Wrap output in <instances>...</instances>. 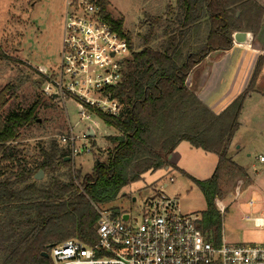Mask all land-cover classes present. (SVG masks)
<instances>
[{
  "label": "trees",
  "instance_id": "16d2710c",
  "mask_svg": "<svg viewBox=\"0 0 264 264\" xmlns=\"http://www.w3.org/2000/svg\"><path fill=\"white\" fill-rule=\"evenodd\" d=\"M99 6L102 16L127 39L131 50L122 82L108 89L123 106L122 114L113 117L91 109L116 130L117 135L108 138L113 149L106 160L97 159L92 173L86 175L72 170V160L67 161L70 151L58 142H52L49 150L41 147L37 159L28 162L15 143L21 129L37 121L40 101L26 111H12L4 117L12 87L0 93V264H48L43 254L54 245L70 239L93 244L98 210L114 203L120 192L143 174L178 169L169 158L182 142L219 158L209 180L193 181L207 201L200 229L221 243L223 218L216 206L223 197L221 173L226 165L237 167L229 150L264 58L259 59L246 92L219 115L187 87V80L212 53L232 49L234 33L258 36L264 28V6L254 0H183V25L163 51L149 47L155 35L153 23L144 39L145 47L135 51L132 37L123 30L124 20L109 15L108 0H99ZM204 21L209 31L203 44L183 55L185 47L194 45L193 33ZM39 171L49 178L47 182L35 179ZM62 174L68 175V180Z\"/></svg>",
  "mask_w": 264,
  "mask_h": 264
},
{
  "label": "rangeland",
  "instance_id": "374dc122",
  "mask_svg": "<svg viewBox=\"0 0 264 264\" xmlns=\"http://www.w3.org/2000/svg\"><path fill=\"white\" fill-rule=\"evenodd\" d=\"M254 1L264 6V0ZM67 2L68 0H0V93L8 86L12 87L7 94V104L2 114L5 117L12 111H26L40 101L36 111L37 121L22 128L20 138L15 143L23 151L28 162L37 159L41 147L49 150L52 142L62 145L61 138L69 135L71 128L75 135H80L97 122L96 141H78L76 144L79 148H83L84 143L93 146L92 153L79 155L72 161V170L81 171L86 175L92 173L97 159H107L108 153L113 149L108 138L116 136L117 132L99 118L81 120L76 104L71 100L62 103L46 97L42 93L43 79L39 73L41 69L56 72L59 68ZM110 2L109 15L115 20H124L123 30L132 37L135 51L145 47L144 39L152 23L155 35L149 47L158 51L168 47L170 38L177 34L183 25V0ZM201 24L202 26L198 25L193 33V48L185 47L183 55L185 52L197 50L206 39L209 26H206L205 21ZM22 45L25 54L30 57L23 56ZM218 53L215 52L211 57L222 60L224 56ZM255 59L257 60L256 56L239 51L224 57L219 66V74L214 72L204 87L203 96L208 103L218 106L219 110L227 102L238 98L250 76L251 65ZM217 67L218 63H214L215 70ZM199 76L200 69L195 78ZM259 79L257 87L262 89L264 79ZM191 81L200 91V82L197 83L196 79ZM234 141L237 146L246 147L252 154V159H248L244 150L243 154L235 159L237 162L255 161L260 153H264V98H247L240 117V129ZM176 150L175 161L178 169H162L143 174L139 181L124 188L118 199L107 208L139 217L145 206L165 199L182 215L202 217L207 210V201L193 179L209 180L218 165V156L196 149L188 142H182ZM64 172L67 171L63 170ZM226 174L229 175V172ZM62 178L68 180L69 176L62 174ZM48 179L44 173L42 180L38 182H47ZM240 179L238 176L222 178L223 197L219 200L227 209L222 214L223 238L231 245H264V227L254 228L242 220L245 217L264 216V192L251 188L246 183L248 180ZM252 198L257 200L255 208L248 206Z\"/></svg>",
  "mask_w": 264,
  "mask_h": 264
},
{
  "label": "built area",
  "instance_id": "2783aa9c",
  "mask_svg": "<svg viewBox=\"0 0 264 264\" xmlns=\"http://www.w3.org/2000/svg\"><path fill=\"white\" fill-rule=\"evenodd\" d=\"M130 55L127 39L102 16L98 0H69L60 65L56 72L40 70L42 93L62 103L73 101L81 120L98 118L92 108L119 117L123 106L108 89L122 82ZM97 127L95 122L80 135L71 128L61 138L73 162L79 155L92 153L93 146L84 143L79 148L76 144L95 140ZM91 129L94 136L88 137ZM260 160L264 162L263 157ZM254 204L252 200L250 205ZM216 206L225 213L220 200ZM98 214L96 241L86 244L70 239L54 245L48 252V264H264V245H231L223 240L218 244L200 229L201 217L182 215L165 199L145 206L139 217L108 208ZM255 224L264 227V219Z\"/></svg>",
  "mask_w": 264,
  "mask_h": 264
},
{
  "label": "crops",
  "instance_id": "0c3cea01",
  "mask_svg": "<svg viewBox=\"0 0 264 264\" xmlns=\"http://www.w3.org/2000/svg\"><path fill=\"white\" fill-rule=\"evenodd\" d=\"M108 2H109V4H111L110 0H108ZM66 10H67V7H66ZM65 13H66V11H65ZM63 34H64V27H63ZM62 39H63V36H62ZM22 46H23L22 54H23V56L24 55L26 56L27 54H25L24 45H22ZM236 51H239L241 53H246L248 55H254L257 58V60L255 59L253 61L252 65H251L252 66V69L250 71L251 73H250L249 78L245 82V85H244V87H243V89H242V91L240 93V96H241V95H243L246 92L247 88L249 87V85H250V83L252 81V78H253L254 73H255V71L257 69V66H258L259 59L261 57L264 58V55H262V51L264 52V28L261 30V32L259 33L258 36H254V39H253V41L251 43H247V44H244V45H239V44H236L233 41L232 49H230L229 51H224V52H219V53L221 55H223L224 57H227V56H230L232 53H235ZM212 55H215V52L212 53L203 63H201L199 66H197L192 71V73L190 74V76L188 77V80H187V87L192 92H194L196 94V96L200 99V101H202L213 113L219 115L228 107V105H231L232 102H234V100H236L237 98L236 99L235 98L232 99L231 101H229L225 105H223V107H221V109L217 110L218 106L215 107L214 104L212 105V104L208 103V101L203 96V90H204V87L207 86L209 78L211 77V75L214 72L219 74V66L221 65V62H223V59H224V57H223L222 60L221 59H217V58L213 59L211 57ZM27 57H30V56L27 55ZM25 59H27V58H25ZM27 61L30 64V61L29 60H27ZM214 63H218V67H217L216 70H215L216 67L214 68ZM203 65H205V66L203 67ZM198 69H200V76H199L200 79L198 77L195 78V74L198 71ZM259 78H262V80L264 79V65H263V67L261 69V72H260L258 78H257L254 92L250 93L247 96V98L251 99L254 96H259V97L264 98V88L260 89L259 87H257L258 82L260 81ZM194 79H196L197 83L200 82V91H199V89H197V85L193 81H191V80H194ZM247 98H246V100H247ZM246 100H245V102H246ZM96 138H97V136H96ZM96 138L92 142L96 141ZM243 148H245V149H243ZM244 150H246V154H247L246 157L248 159H252V154L250 153L249 149H246V147H243V146H240V145L237 146V144L233 140L232 145H231L230 150H229V158L231 159L232 163L236 164V166L238 168H240L242 171L240 173V171H239V169L237 167L226 165V167L222 170L221 184H222V178L225 177V176H234V177L238 176L239 179L241 178L242 180H245V181L248 180V182H246V183L249 184L251 188L259 189L262 192H264V162H261V160H260L261 157L264 158V153H260L258 155V157L255 159V161L254 160H250V161L247 160L246 163H242V161H239L240 162L239 163L235 159L239 158L243 154ZM176 151L170 156L169 162L173 166L178 168L177 165H176L177 161H175ZM218 161H219V158H218ZM166 170H170V169L166 168ZM227 172H229V175H227V174L225 175V173H227ZM252 200L255 201V204L252 206V205H250V202H249L248 206L249 207H254V208L257 207L256 206L257 205L256 204L257 200L255 198H252ZM226 210H225V212H226ZM257 219H264V216L245 217L242 220L244 222L250 223L251 225H253L254 228H260V227H257L256 224H255V221ZM223 233H224V230L222 232V240L225 241V238H223ZM226 243H229V242H226ZM229 244H231V243H229ZM233 244L241 245L243 243H240V244L239 243H233Z\"/></svg>",
  "mask_w": 264,
  "mask_h": 264
},
{
  "label": "water",
  "instance_id": "95a60500",
  "mask_svg": "<svg viewBox=\"0 0 264 264\" xmlns=\"http://www.w3.org/2000/svg\"><path fill=\"white\" fill-rule=\"evenodd\" d=\"M253 39H254L253 34H251L249 32H236L233 35V41L236 44H239V45H244V44H247V43H251L253 41ZM87 136L88 137H93L94 136V132H93L92 129L87 132ZM70 160H71V158H67V161H70ZM43 176H44V172L43 171H39L36 174L35 179L37 181H40V180H42ZM134 201H136V199H134ZM128 217H129L128 215H125L123 218H124V220H127ZM48 256H49L48 252L43 254V257L46 258V259L48 258Z\"/></svg>",
  "mask_w": 264,
  "mask_h": 264
}]
</instances>
